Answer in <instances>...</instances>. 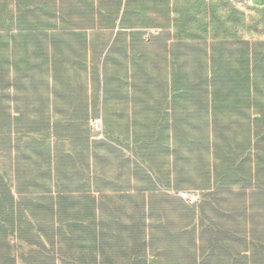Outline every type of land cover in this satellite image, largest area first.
Segmentation results:
<instances>
[{"label":"trees","instance_id":"obj_1","mask_svg":"<svg viewBox=\"0 0 264 264\" xmlns=\"http://www.w3.org/2000/svg\"><path fill=\"white\" fill-rule=\"evenodd\" d=\"M79 1L81 5L70 4L69 8L61 10L57 21L50 18L28 19L27 8L31 5L28 2L16 14V26L20 30L34 32L54 27L74 31L77 28L73 27L76 22L73 14L86 16L87 26L78 27L75 32L83 36L84 42L87 41L92 58L90 71L98 82V92L104 97L108 93L124 96L129 100L131 117L139 112L156 115L152 122L144 124L145 131L134 129L131 132L134 153L143 161L153 164L152 152H149L152 144L170 149L173 175L167 177V185L172 183L176 189L190 187L207 192L208 201L198 208L197 224L190 221L186 227L173 230L167 222L154 223L148 226L146 232L145 224L141 228L144 216L139 217L140 224L130 228L131 247L128 252L123 249L134 256L131 264H139L142 258L149 255L145 253L147 247L152 257L201 255L204 250L214 248L231 255L235 251L232 242L246 241L253 245L255 261L264 264V40L232 41L213 36L209 41H170L168 27L164 23L155 25L154 16L169 12V0H110V5L95 3L94 0ZM47 14L54 15L50 12ZM148 26L161 28L160 32L149 38L151 43L158 44L153 52L149 51L141 38L142 29ZM87 28L96 29L92 38L85 37L83 30ZM102 29L110 31L107 41L101 36ZM126 30L127 42L121 40ZM60 41L56 35H50L55 50H58ZM35 43L42 59L48 62L49 57L38 35H35ZM114 51L128 57L129 81L124 83L121 74L112 71L109 76L113 84L109 86L106 76H100L99 72H105L106 63L111 58L114 64L120 63V59L113 56ZM85 64L86 59L83 58L73 66ZM50 66L54 81H65V71L55 57L50 60ZM167 69L170 71L169 79L163 76ZM25 74L26 70H21L6 85L18 87ZM84 89L82 83L72 86L69 89L72 99L67 105L70 111L80 113L83 118L90 107V96ZM57 126V123L47 125L44 130L51 129L57 139L73 140L80 150L74 154L57 150L50 156L52 165L49 172L54 174L56 192L59 195L67 192V183L61 181L60 176L73 171H68L66 165L69 163L78 177L76 189L84 193L103 194L105 186L114 183H110L103 170L94 169L85 155L90 152L91 157L97 158L98 142L91 141L82 129L73 134H61ZM33 131L39 132L41 129ZM109 148L117 153L123 163L126 156L115 147ZM189 161H192V170L187 165ZM133 166L137 169L139 163L133 162ZM153 169L159 170L158 165ZM144 174L145 179L154 184L151 175L147 172ZM117 180L119 185H113V188L123 190L121 177ZM233 188L237 189L242 201L225 205L223 199ZM89 199L93 201L94 197L90 196ZM18 206L25 207L21 201ZM32 210L38 230L42 233L44 229L52 251L59 238L70 242L78 240L71 229L78 227V219L68 222L66 216L62 217V206H56L52 198L34 199ZM241 219L248 221L250 229L241 225ZM94 220L92 215V223ZM104 222L101 219L93 223L89 232L94 249L102 258L99 264H107L108 240L112 237ZM119 225L123 227L121 223ZM197 226L202 228L200 232ZM66 229L69 231L68 238L63 235ZM122 235L118 232L113 237L122 242ZM197 235L204 240L198 246V251L195 248ZM160 238H164L163 242L159 241L162 245L155 246ZM71 249L70 245L67 251L64 250V264H73L68 260ZM236 251L239 255L238 249ZM71 260L75 264H98L96 257H92L90 262L84 257Z\"/></svg>","mask_w":264,"mask_h":264},{"label":"rangeland","instance_id":"obj_2","mask_svg":"<svg viewBox=\"0 0 264 264\" xmlns=\"http://www.w3.org/2000/svg\"><path fill=\"white\" fill-rule=\"evenodd\" d=\"M28 2L31 3L27 8V18L30 20H56L58 13L69 8L70 4L81 5L79 0H0V193L16 194L25 207L30 209L33 208L34 199L52 198L56 206H62V217L66 216L68 222L72 223L74 219H78V227L71 228L78 240L70 242L68 239L59 238L56 242L57 245L61 243L65 251L72 246V249L68 250V260L71 263L74 258L84 257L89 262L92 257L98 256L97 259H102L97 249H94V242L89 233L93 223L96 224L101 219L105 220L104 224L112 234L108 240L106 257L110 255L116 261L129 257L131 263L134 256L127 254L132 243L130 228L139 223V217L144 216L141 228L145 224L146 232L148 226L154 223L167 222L173 230L186 227V223L190 221L197 224L198 208L208 201L207 192L190 187L176 189L172 183L167 185V177L173 175L170 149L152 144L149 152H152L153 164L143 161L134 153L131 132L134 129L145 131L144 124L152 122L156 115L151 112H139L131 117L130 103L124 96L108 93L104 97L98 92V82L90 71L92 58L87 41L84 42L83 36L75 32L78 27L87 26L88 18L74 13L73 19L76 22L73 27L77 28L74 31L62 30L59 27L36 32L20 30L16 26L15 17ZM94 2L110 5L112 1ZM169 5L167 14L154 16L155 25L164 23L168 27L170 41H209L213 36L232 41L264 40V0H169ZM49 12L54 15L49 16ZM160 30L161 28L154 26L142 29L141 38L151 52L158 44L151 43L149 38ZM124 32L121 40L127 42L128 30ZM83 33L89 39L96 34V29L87 28ZM100 33L104 41L109 39L108 29H102ZM52 34L61 39L58 50L51 45ZM35 35H38L42 42L44 52L49 57L48 62H45L36 50ZM233 50L236 52L235 48ZM113 56L118 57L120 63L114 64L111 58L106 63L105 72H99L100 76H106V84L109 86L113 84L109 76L112 71L121 74L124 83L129 81L128 57H123L117 51H114ZM53 57L65 71V81L62 83L53 79L50 66ZM83 58L86 59L85 65L73 66ZM23 69L26 74L18 87L6 85L7 81ZM163 76L169 79L170 71L164 70ZM79 83L83 84V91L90 96L89 111L84 118L80 113L74 114L67 106L72 99L69 89ZM125 89L124 86L123 90ZM56 123L61 134H73L82 129L87 132L91 141L98 142L96 151L99 156L93 158L90 152L85 155L94 169L103 170L110 183H114L105 186L103 194L84 193L76 189L78 177L75 176L76 170L70 167L69 163L66 167L68 171H73L60 176L61 181L67 183V192L61 195L56 192L54 174L49 172L52 165L50 156L57 150L73 154L80 150L78 143L73 140L57 139L52 135L51 129L44 130L45 126ZM33 129L41 131L34 132ZM109 147H115L119 153L126 156L123 163L117 153L110 151ZM133 162H138L139 168L134 169ZM155 165H158L159 170L153 169ZM187 165L192 170V161ZM145 171L151 175L154 184L145 179ZM119 176L120 181L124 183L123 190L113 188V185H119ZM182 191L199 193L200 198L191 203L183 199L180 194ZM236 191L237 189L233 188L227 193L223 199L225 205L242 201ZM90 196L94 197L93 201L89 199ZM92 215L95 217L93 223ZM119 223L123 227L120 228ZM240 223L250 229L247 220L241 219ZM201 230L202 228L197 226V231ZM158 231L161 233L160 229ZM68 232L66 229L63 234L67 238ZM118 232L124 236L122 242L113 237ZM159 241L163 242L164 238L158 239L154 245H162ZM123 249H127V252ZM34 251L36 258H40L41 250ZM145 253L149 254L146 258L150 259L152 255L148 247Z\"/></svg>","mask_w":264,"mask_h":264},{"label":"crops","instance_id":"obj_3","mask_svg":"<svg viewBox=\"0 0 264 264\" xmlns=\"http://www.w3.org/2000/svg\"><path fill=\"white\" fill-rule=\"evenodd\" d=\"M19 201L20 197L16 194L0 193V264L66 263L61 243L57 245L55 242V250L52 251L51 242L45 238L44 229L42 233L38 230V225L32 217L33 210L28 207L20 208ZM201 243H204V240L197 235V251ZM231 246L235 249L231 255L225 254L220 248H214L204 250L201 255L151 256L150 259L144 257V261L139 264H259L252 256L253 245L250 241L232 242ZM35 249L41 250L40 258H36ZM97 258L99 264L100 259ZM127 258L116 261L109 255L107 264H131L130 258Z\"/></svg>","mask_w":264,"mask_h":264},{"label":"built area","instance_id":"obj_4","mask_svg":"<svg viewBox=\"0 0 264 264\" xmlns=\"http://www.w3.org/2000/svg\"><path fill=\"white\" fill-rule=\"evenodd\" d=\"M153 32V31H152ZM148 38V37H146ZM181 196L183 197L184 200L189 201L191 203H194L199 200L200 195L199 193H192L188 191H182L180 192Z\"/></svg>","mask_w":264,"mask_h":264}]
</instances>
